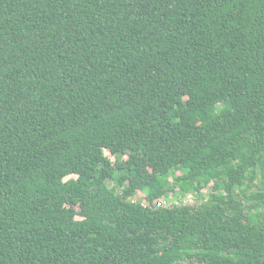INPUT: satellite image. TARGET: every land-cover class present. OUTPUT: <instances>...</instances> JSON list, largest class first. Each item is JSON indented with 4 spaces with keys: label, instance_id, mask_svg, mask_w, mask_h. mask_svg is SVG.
<instances>
[{
    "label": "trees",
    "instance_id": "obj_1",
    "mask_svg": "<svg viewBox=\"0 0 264 264\" xmlns=\"http://www.w3.org/2000/svg\"><path fill=\"white\" fill-rule=\"evenodd\" d=\"M186 260L264 264V0H0V264Z\"/></svg>",
    "mask_w": 264,
    "mask_h": 264
},
{
    "label": "rangeland",
    "instance_id": "obj_2",
    "mask_svg": "<svg viewBox=\"0 0 264 264\" xmlns=\"http://www.w3.org/2000/svg\"><path fill=\"white\" fill-rule=\"evenodd\" d=\"M106 154L108 155V156H110L113 160H114V156H112L108 151H106ZM76 177V176H75ZM68 178H70V177H67L66 179H68ZM108 184H109V186H114L115 184H116V182L114 181V180H109L108 181ZM205 193H206V191H205ZM142 195V194H141ZM194 198H192V196H188L187 198H186V202H188V203H194ZM178 203H179V201H177ZM181 264H198L197 262H191V261H189V260H186V261H183Z\"/></svg>",
    "mask_w": 264,
    "mask_h": 264
}]
</instances>
